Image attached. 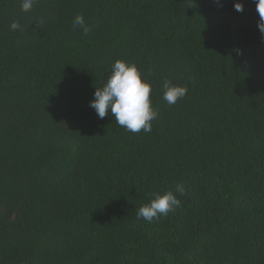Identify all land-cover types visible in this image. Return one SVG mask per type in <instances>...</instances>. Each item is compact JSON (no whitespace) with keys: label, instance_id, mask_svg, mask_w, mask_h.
I'll list each match as a JSON object with an SVG mask.
<instances>
[{"label":"trees","instance_id":"trees-1","mask_svg":"<svg viewBox=\"0 0 264 264\" xmlns=\"http://www.w3.org/2000/svg\"><path fill=\"white\" fill-rule=\"evenodd\" d=\"M20 5L0 0V264H264L255 0ZM77 14L87 35L73 28ZM117 59L151 84L150 133L89 106ZM165 78L187 86L174 105ZM178 183L180 208L137 219Z\"/></svg>","mask_w":264,"mask_h":264},{"label":"clouds","instance_id":"clouds-1","mask_svg":"<svg viewBox=\"0 0 264 264\" xmlns=\"http://www.w3.org/2000/svg\"><path fill=\"white\" fill-rule=\"evenodd\" d=\"M219 2V0H218ZM256 10L260 17L257 27L264 37V0H255ZM37 0H21V10L29 12ZM237 12L243 11L242 3H235ZM38 26V25H37ZM73 28H80L87 35L92 28L85 23L83 14H77L73 20ZM10 30L21 33L23 26L19 21L10 24ZM237 54H242L239 50ZM163 100L169 105H174L187 94V86L174 84L165 78L162 83ZM151 84L142 79V73L135 63L117 59L111 66V74L102 87L96 88L94 99L89 102L97 117L103 119L111 114L116 123L131 133L141 131L150 133L151 122L158 118L159 109L151 104ZM185 188L183 184H176L174 189L156 192L153 198L146 204L140 206L136 211L137 219H143L148 223L159 221L162 217L174 213L181 207L182 201L178 198L183 196Z\"/></svg>","mask_w":264,"mask_h":264}]
</instances>
